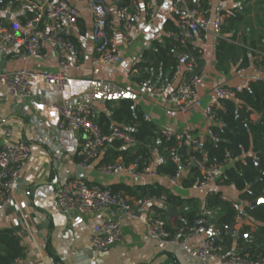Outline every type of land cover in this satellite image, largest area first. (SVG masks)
<instances>
[{
	"label": "crops",
	"instance_id": "0c3cea01",
	"mask_svg": "<svg viewBox=\"0 0 264 264\" xmlns=\"http://www.w3.org/2000/svg\"><path fill=\"white\" fill-rule=\"evenodd\" d=\"M79 11L80 32L72 37L75 40L76 54L68 57L71 67L68 70V81L64 94L57 87L40 80L33 83V96L25 100L8 99L0 101V146L3 143H26L30 147L31 157L24 165L20 180L15 187L14 200L0 212V230H10L16 235L23 247V257L18 264H202L191 259L184 249L150 239L142 221H131L115 215L121 225L123 239L105 253H94L89 248V236L93 227L111 218L108 213L78 215L61 213L55 206V192L67 181L82 179L99 185L104 189L124 186L123 192L130 202L139 199L140 187L158 184L171 194L182 199L199 201L203 208L207 196L206 190L196 187L183 188L181 180L190 181L192 175L183 170L181 180L177 185H170L162 178L134 180L127 173L111 177L103 176L97 167L111 156L112 151L123 150L133 145H123L116 149L114 144L105 146L92 167L83 170L79 167L77 152L86 139L80 131L62 130L58 127L56 104L66 103L78 105L92 104L97 111L98 120L108 126V131L116 127L113 112L124 100H130L133 110L146 116L149 123L158 130H168L172 133H182L192 130L195 137L203 140L207 137L210 124L203 118L201 111L196 109L187 115H182L162 101L155 100L147 82L137 79L145 68L136 65L147 61L143 54L150 51L154 42H164L166 37L178 39L177 33L165 30L167 22L177 27L179 11L172 7L173 0H165L157 5V13L150 25L142 23L141 34L122 51L119 64L92 65L95 56L91 40L93 19L88 9V0H65ZM142 9L153 0H136ZM110 12L115 9L111 0H106ZM241 5L242 10L236 8ZM242 16L235 37L224 35L236 45H243L247 51V63L243 65L245 73L237 69L240 60L234 58L219 65L216 58L217 42L213 35L203 39L196 36L191 43L199 51L201 66L205 71L204 80L200 86V96L203 104L214 103L220 106L219 99L212 94V89L218 85L231 87L242 86L244 78H258L253 71V57L248 48L250 42L256 47L264 42V0H211L206 18L214 20L220 15L226 19L232 14ZM29 16V11L21 7L17 0H0V22L15 25L23 22ZM225 23V22H224ZM245 43V44H243ZM180 57V54H177ZM242 56L241 59H243ZM181 63L183 58H181ZM150 64H148L149 66ZM28 68L37 71L54 72L56 70V55L49 50V58L45 61L20 58L16 49L0 50V74ZM242 69V68H241ZM136 70V71H135ZM150 81L153 85L160 80H167L169 73L162 74L160 68L151 70ZM0 90L1 87H0ZM124 127V126H118ZM4 131L10 136L5 137ZM159 144V143H158ZM162 159L156 150L152 149V164L157 166ZM83 175L78 178V175ZM217 190L231 201H238V193L232 186H217ZM169 205H157V210H163L166 222L174 228L175 219L182 211L179 208L168 212ZM213 216V215H212ZM148 217L144 212L142 218ZM212 218V217H211ZM249 221V220H248ZM250 223V222H249ZM251 223L248 227L254 230ZM240 229L234 225L235 234L230 235L232 241L225 247L236 251ZM248 238V237H247ZM246 238V239H247Z\"/></svg>",
	"mask_w": 264,
	"mask_h": 264
},
{
	"label": "built area",
	"instance_id": "2783aa9c",
	"mask_svg": "<svg viewBox=\"0 0 264 264\" xmlns=\"http://www.w3.org/2000/svg\"><path fill=\"white\" fill-rule=\"evenodd\" d=\"M115 9L111 13L106 0H88L93 26L91 40L95 56L92 65L119 64L122 51L141 34L142 23L152 24L156 17L157 5L165 0H153L142 9L136 0H129L125 6H118L119 0H111ZM201 0H193L190 6L187 0H173L172 7L179 11L177 19L178 39L182 46L192 41L196 36L207 39L213 35L217 44L220 41L232 43L228 37L220 34V27L226 20V15H220L214 20L206 18L202 11ZM209 6L211 0H205ZM21 7L29 11V16L21 23L8 25L0 22V50L16 49L17 55L24 59L45 61L49 58V50L56 55V70L54 72L37 71L21 68L16 71L0 74V101L8 99L25 100L33 96V83L40 80L57 87L64 94L68 81V70L71 67L68 57L76 54L72 37L80 32L79 11L65 0H17ZM236 8L242 10L241 5ZM253 53V71L264 81V42L261 48H248ZM183 62L176 66L167 80H160L150 86L152 97L162 101L182 115H187L199 109L203 118L215 125L216 106L214 103L203 104L200 96V86L204 80L205 71L195 57L180 54ZM136 71V70H135ZM246 69L239 70L245 73ZM254 78L245 77L242 86L218 85L212 89L217 99L235 100L237 93L247 87ZM58 127L62 130L80 131L86 135L85 141L77 152L79 167L87 170L98 159L102 149L120 142L123 145H133L130 135L131 127H113L104 132L99 124L96 108L89 103L70 105L56 104ZM144 120L148 118L143 117ZM166 140L175 139L178 147H187L197 152L203 141L213 138L208 130L203 140L195 137L191 129L182 133H172L162 130L159 133ZM4 136L9 137L8 131ZM31 157L30 147L20 142L17 144L3 143L0 146V212L10 204L15 197V187L20 180L24 165ZM173 162L178 163V157L173 155ZM231 164L228 155L224 163L208 164L207 159L192 156L189 162L173 177H161L149 163L138 171L134 166L125 167L121 157L114 162L100 165L97 170L103 176L111 177L127 173L134 180L162 178L170 185H177L181 180L183 170L190 166L198 168L201 181L196 188L207 192L217 191V181L225 166ZM55 206L61 213L89 215L108 213L111 218L95 225L89 236V248L94 253H105L111 247L122 242V228L115 215L131 221H142L147 236L167 245L184 249L187 255L202 264H264V258L248 260L242 249L225 252L219 243L221 230L210 224L212 214L203 212L202 216L189 228L178 227L174 231L168 228L166 220L157 211V205H167L164 195L139 198L130 202L122 192L114 193L97 184L82 179H72L64 183L54 196ZM221 199L232 202L227 197ZM236 212L234 225L238 228L249 226L250 223L242 215L241 205L232 202ZM148 217L143 219L144 212ZM253 227V226H251ZM16 260L13 264H18Z\"/></svg>",
	"mask_w": 264,
	"mask_h": 264
},
{
	"label": "trees",
	"instance_id": "16d2710c",
	"mask_svg": "<svg viewBox=\"0 0 264 264\" xmlns=\"http://www.w3.org/2000/svg\"><path fill=\"white\" fill-rule=\"evenodd\" d=\"M187 2L190 6L193 4V0H187ZM128 3L129 0H119L118 6H125ZM200 3L205 15L208 5L205 0H201ZM241 20L242 16L232 13L220 27V33L230 34L233 40ZM164 28L170 33L178 31L172 22H167ZM71 40L76 44L75 40ZM260 42L261 46L259 47L250 42L249 48H261L263 42L259 40L257 43ZM246 50L243 45L238 46L234 43L220 41L216 46L218 64L221 65L236 57L241 63L237 69H241L247 63ZM181 53L195 57L197 62L201 64L199 51L191 43L182 46L179 39L175 40L170 37H166L163 43L154 42L152 49L143 54L147 63L136 65L138 69H147L137 81L153 85L150 81L152 69L160 68L163 75L165 73L171 74L176 66L181 64V59L177 55ZM250 54L254 56L253 53ZM242 56H244L243 59H241ZM148 64L150 65L148 66ZM219 103L220 106L215 111L217 123L210 127L214 137H207L198 151L194 152L187 147H178V142L175 139L166 140L161 135L158 137L156 127L144 120L141 113L133 110L132 102L130 100L122 101L113 112V119L117 126L131 127L130 135L134 139V147L112 151L105 163H112L116 158L121 157L125 167L134 166L138 171H141L149 163H152L153 149L162 159L157 166H154L155 172L161 177H173L189 162L192 156L201 158L204 155L208 164H220L224 163L225 155H228L231 164L223 169L217 186H232L236 190L237 199L242 204V212H246L245 218L255 226L252 231L248 226L240 229V234H248V238L237 239V249H242V254H245L248 260L264 258V204L250 207L251 203L264 197L263 79L256 78L251 81L247 87L237 93L235 100L219 99ZM99 124L104 132H108V126H104L101 120ZM113 144L116 149L121 146L120 142H113ZM173 155L178 157V163L171 159ZM255 160L259 162V170L254 164ZM187 171L192 175V179L190 181L181 180V187H196L202 179L198 168L190 166ZM108 189L114 193L128 191V188L124 186ZM140 191L139 198L164 195L167 205L171 206L173 210L179 208L182 211L180 216L175 219L176 226L174 228L170 226L169 222H166L171 231L178 227L189 228L193 226L205 211L212 215L216 213L213 226L221 230L219 243L224 247L225 252H229L225 244L229 245L232 237L228 234L226 227L234 223L236 212L232 207L234 201H223L220 191L207 192L203 208L199 206V201L177 197L158 184L144 185L140 187ZM157 211L159 213L165 212L163 210ZM162 218L165 220L164 215ZM22 257L23 247L19 238L10 230H0V264H13Z\"/></svg>",
	"mask_w": 264,
	"mask_h": 264
},
{
	"label": "water",
	"instance_id": "95a60500",
	"mask_svg": "<svg viewBox=\"0 0 264 264\" xmlns=\"http://www.w3.org/2000/svg\"><path fill=\"white\" fill-rule=\"evenodd\" d=\"M157 136L159 137L160 134H157ZM165 160H167V158H165ZM254 164H255L256 168L259 170L260 167H259V162H258V160H255V161H254ZM82 176H83V175L81 174V175H78L77 177H78V178H81ZM257 180H258V179H257ZM259 204H264V197H261V198L257 199L256 201H254L253 203H251V204H250V207L253 208V207H255V206L259 205ZM172 210H173L172 207L169 206V207H168V212L171 213ZM242 215H243V216H246V212L243 211V212H242ZM216 216H217V215H216V213H215V214H213L212 218L210 219V224H211V225H213L214 218H215ZM226 229H227V231H228V234H230V235L235 234L234 223H232L230 226L226 227ZM237 237H238V239H246V238L248 237V234H238Z\"/></svg>",
	"mask_w": 264,
	"mask_h": 264
},
{
	"label": "rangeland",
	"instance_id": "374dc122",
	"mask_svg": "<svg viewBox=\"0 0 264 264\" xmlns=\"http://www.w3.org/2000/svg\"><path fill=\"white\" fill-rule=\"evenodd\" d=\"M228 166H230V165L225 166V168L228 167Z\"/></svg>",
	"mask_w": 264,
	"mask_h": 264
}]
</instances>
